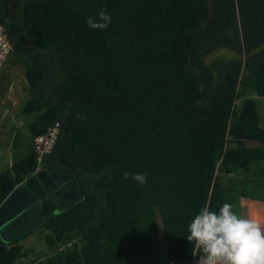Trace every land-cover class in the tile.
I'll use <instances>...</instances> for the list:
<instances>
[{
	"label": "trees",
	"instance_id": "obj_1",
	"mask_svg": "<svg viewBox=\"0 0 264 264\" xmlns=\"http://www.w3.org/2000/svg\"><path fill=\"white\" fill-rule=\"evenodd\" d=\"M237 1L242 16L248 7L259 18L253 36L240 38L233 7L226 29L235 30L232 42L210 24L225 11L218 0L214 15L208 0H15L12 18L22 24L15 31L0 0L9 38L25 29V47L15 48L41 50L27 58L11 51L13 63L24 66L30 97L21 110L34 115L32 140L60 124L59 137L66 134L50 163L73 172L84 193L58 213L51 199L42 202L47 217L39 228L48 252L28 264H150L159 229L169 259L185 264L193 257L187 226L205 204L217 211L230 203L223 175L264 162V124L250 103L253 94L264 97V46L254 49L264 43L257 37L264 25L258 0ZM102 8L111 23L90 28L87 18ZM218 46L248 55L219 59L214 73L203 57ZM47 70L61 100L46 87ZM232 128L255 143L227 155ZM30 149L0 171V205L36 170L33 142ZM124 172L144 173L147 182L125 180ZM240 196L264 202V196ZM23 236L3 245L0 264L28 255Z\"/></svg>",
	"mask_w": 264,
	"mask_h": 264
},
{
	"label": "rangeland",
	"instance_id": "obj_2",
	"mask_svg": "<svg viewBox=\"0 0 264 264\" xmlns=\"http://www.w3.org/2000/svg\"><path fill=\"white\" fill-rule=\"evenodd\" d=\"M236 29L240 38L247 35L252 37L255 33V10L245 9V16L240 13V4L234 0ZM240 2V1H239ZM247 22V23H246ZM264 31L258 33V39L263 40ZM228 38L236 41L235 30H229ZM254 49H260L264 43L256 42ZM252 49L251 51H253ZM248 53H240L228 46H218L203 57V62L217 73L216 62L228 61L236 58H244ZM223 59V60H222ZM215 63V64H214ZM30 97L22 63H13L11 53L8 55L0 70V171L5 170L13 160H17L30 152L33 142L29 131V123L34 118L33 114H24L21 106ZM252 114L258 116L261 124H264V97L251 95ZM241 100L237 101V108L241 107ZM5 114L1 118L2 114ZM253 136L244 135L238 128H232L227 135L225 153L236 155L245 143H255ZM42 165V164H41ZM223 185L229 189L227 198L233 206V211L238 215L251 217L264 224V202L244 196L238 197V192L243 191L246 195L256 197L264 196V162L253 163L248 170L238 169L232 174L223 175ZM232 197L234 200H232ZM58 213V212H55ZM44 229L36 228L20 239V243L28 250V255L20 258L14 264H28L32 258L48 252L44 243ZM158 251L151 257L150 264H178L167 257L166 244L162 231L159 229Z\"/></svg>",
	"mask_w": 264,
	"mask_h": 264
},
{
	"label": "clouds",
	"instance_id": "obj_3",
	"mask_svg": "<svg viewBox=\"0 0 264 264\" xmlns=\"http://www.w3.org/2000/svg\"><path fill=\"white\" fill-rule=\"evenodd\" d=\"M111 20V15L102 8L96 17L87 18V25L103 30ZM130 176L141 185L147 182L144 173H123L125 180ZM187 231L186 238L193 245L192 255L198 257L195 264H264V224L250 216L238 215L230 203H223L217 211L205 204L194 215Z\"/></svg>",
	"mask_w": 264,
	"mask_h": 264
},
{
	"label": "water",
	"instance_id": "obj_4",
	"mask_svg": "<svg viewBox=\"0 0 264 264\" xmlns=\"http://www.w3.org/2000/svg\"><path fill=\"white\" fill-rule=\"evenodd\" d=\"M260 4V20L264 25V1L258 0ZM2 9L5 17L10 22H15L7 13L2 2ZM25 29L23 30V33ZM11 41V50L20 56L27 58L41 50H34L29 53H22L14 46ZM47 59V52L45 51ZM47 79L46 87L54 97L61 100L50 88V70L45 72ZM66 102L63 103L60 113H62ZM66 134L64 130L62 135L57 139L50 153L46 156V162L49 168H56V165L50 163L55 145L61 141ZM62 168V167H60ZM55 172L48 169H39L34 174L27 177L19 186L7 196L0 205V251L4 244H8L28 232L41 226L47 215L41 214V205L45 199H51L56 208L54 212H60L68 209L73 204L84 198V193L80 186L78 178L73 172Z\"/></svg>",
	"mask_w": 264,
	"mask_h": 264
},
{
	"label": "built area",
	"instance_id": "obj_5",
	"mask_svg": "<svg viewBox=\"0 0 264 264\" xmlns=\"http://www.w3.org/2000/svg\"><path fill=\"white\" fill-rule=\"evenodd\" d=\"M11 52V39L7 35L4 26L0 24V70L8 55ZM4 113L1 118L4 117ZM61 127L58 122L47 128L44 132L36 135L33 139V151L37 155V168L34 173L40 169L42 159L50 153L55 142L59 138ZM196 257H192L185 264H195Z\"/></svg>",
	"mask_w": 264,
	"mask_h": 264
},
{
	"label": "flooded vegetation",
	"instance_id": "obj_6",
	"mask_svg": "<svg viewBox=\"0 0 264 264\" xmlns=\"http://www.w3.org/2000/svg\"><path fill=\"white\" fill-rule=\"evenodd\" d=\"M14 1L15 0H4V5H5L6 13L11 18H12L13 13L16 11V4H14L15 3ZM218 1H219V3L222 4V7L225 10L224 11V14H223V17L221 18V22H218L217 20H214L210 24H212V23L216 24L219 27L218 29H220L218 31H221V32H224L225 34H228L230 29L229 30H226V29H228L230 27V21H231V17L228 15V13L234 7L235 2H234V0H218ZM2 2H3V0H1V4H2ZM1 8H2V5H1ZM2 11H3V9H2ZM4 16H5V14H4ZM10 23L11 24L13 23L14 26H12V25L10 26L9 25V28L8 29H11V30L14 29V31L16 30V27H21L22 26V24L19 21L10 22ZM23 34L24 33L22 31L19 34H17L16 36H13V38H12L11 41H13V40L16 39V41L14 42V46L17 44L20 47H25V45L22 42V36H23ZM41 169H48L50 171H55V172H65V171L62 170V168H60V166H57V165H56V168H49L48 166L47 167L41 166Z\"/></svg>",
	"mask_w": 264,
	"mask_h": 264
},
{
	"label": "crops",
	"instance_id": "obj_7",
	"mask_svg": "<svg viewBox=\"0 0 264 264\" xmlns=\"http://www.w3.org/2000/svg\"><path fill=\"white\" fill-rule=\"evenodd\" d=\"M208 1H209V6L211 8L212 14L214 15L215 8H216V1L217 0H208ZM217 5H219L220 7H222V4L221 3H218ZM258 18H259V16L257 17V19ZM258 201H260V200H258ZM261 202H263V201H261ZM45 233H46V231L44 230V236H45ZM43 239H44V237H43ZM44 243H45V239H44ZM45 247H47L46 244H45Z\"/></svg>",
	"mask_w": 264,
	"mask_h": 264
}]
</instances>
